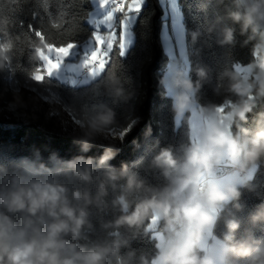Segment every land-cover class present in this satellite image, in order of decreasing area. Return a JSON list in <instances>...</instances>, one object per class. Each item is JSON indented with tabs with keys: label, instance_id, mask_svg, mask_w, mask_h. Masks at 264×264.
Returning a JSON list of instances; mask_svg holds the SVG:
<instances>
[{
	"label": "clouds",
	"instance_id": "1",
	"mask_svg": "<svg viewBox=\"0 0 264 264\" xmlns=\"http://www.w3.org/2000/svg\"><path fill=\"white\" fill-rule=\"evenodd\" d=\"M127 4L128 0H113L105 5L112 23L121 16V33L128 20L122 5ZM233 5L227 16L240 25L244 43L256 40L252 60L221 73V80L227 78L223 90L228 95L219 104L200 106L199 123L190 126L181 155L166 146L152 156L148 168L159 170L165 182L148 184L127 162L119 169L112 166L117 151L111 143L98 157L53 156L47 163L25 157L0 164V264H131L135 251L122 250L140 234L151 237L154 230L155 253L151 259L141 256L140 264H264V235L258 237L254 231L264 232V203L250 215L252 227L240 237L236 215L243 208V190L256 192L251 181L264 167V112L247 126L264 102V0H233ZM214 29L211 24L208 31ZM30 30L38 40L44 36L41 30ZM108 35L114 31L91 33V39L105 40V45L97 42L101 52ZM199 36V31L192 32V42ZM74 37L70 34L55 47L67 48L70 56L77 46ZM234 43L235 28H224L218 44ZM10 50L9 43H0V69ZM237 66L247 71L238 72ZM196 71L195 81L177 74L170 82L176 90L170 98L177 117L191 112L194 97L210 79L206 69ZM159 83L167 90L169 81L161 77ZM115 95L127 102L135 91L126 94L120 84ZM115 122V112L106 109L81 123V151L89 152ZM136 122L125 126L118 137L121 143ZM150 132L149 128L145 135ZM108 211L113 212L111 219H105ZM221 223L223 230L218 231Z\"/></svg>",
	"mask_w": 264,
	"mask_h": 264
},
{
	"label": "trees",
	"instance_id": "2",
	"mask_svg": "<svg viewBox=\"0 0 264 264\" xmlns=\"http://www.w3.org/2000/svg\"><path fill=\"white\" fill-rule=\"evenodd\" d=\"M177 3L184 30L187 76L195 81L197 68H204L210 77L193 100L199 108L208 103L219 104L228 95L223 90L227 78L221 80V73L231 70L237 62L247 65L252 60L256 40L245 44L246 35L240 34V25L228 18V10L234 9L233 0H223V3L220 0H177ZM92 11L91 0H0V41L11 45L9 60L0 69V99L10 101L8 88L37 82L33 76L40 68V49L55 47L56 42L67 39L70 34L75 35L77 44L86 42L93 32L87 23ZM162 21L163 12L158 0H146L133 27V45L124 57L112 51L99 77L87 85L73 88L47 77L38 82L58 97L75 120L89 122L106 109L116 114V122L109 129L124 131L128 123L136 120L123 143L115 145L117 155L110 163L117 169L122 162L129 163L142 179L155 186L165 181L159 170L148 168L152 156L166 146L173 147L177 156L181 155L189 135L186 116L176 122L171 98L159 83L166 62L160 42ZM211 24H215V29L209 32ZM30 26L41 30L47 41L44 36L36 39ZM226 27L235 28V43L221 46L218 41L223 38ZM194 31L200 32L195 43L191 39ZM120 84L126 94L135 91L127 102L115 95ZM218 87L219 92L216 91ZM260 112H264V102L254 110L248 127ZM17 114L22 116H0V164L17 163L25 157L46 163L53 156L62 160L78 155L98 157L109 145L98 138L90 151L83 153L81 133L63 132L55 124V118L33 108L20 110ZM149 128L151 132L146 136ZM251 183L256 185V192L243 190L240 200L243 208L236 213L241 222L238 237L252 227L249 217L264 203V167L257 171ZM112 216V211L105 213V219ZM217 230H223L222 223ZM254 231L258 237L264 235L259 228ZM154 238V233L151 237L140 234L122 253L135 251L131 264H140L141 256L151 259L155 253Z\"/></svg>",
	"mask_w": 264,
	"mask_h": 264
},
{
	"label": "rangeland",
	"instance_id": "3",
	"mask_svg": "<svg viewBox=\"0 0 264 264\" xmlns=\"http://www.w3.org/2000/svg\"><path fill=\"white\" fill-rule=\"evenodd\" d=\"M146 1V0H145ZM93 5V11L91 12L87 23L95 31L99 30L100 25L109 26L112 24V12L105 7V5H111L113 0H98V4L91 0ZM145 3V2H144ZM158 3L163 12V21L161 24L160 31V42L162 46L163 53L166 57L164 77L169 81L167 90L165 89L168 96L175 93V89L171 88V80L176 76L178 71H181V74L187 76V56L186 48L184 42V30L181 23V15L178 8L177 0H166L165 3H161L158 0ZM144 5V4H143ZM121 8H116V11H120ZM137 17L133 20L130 25L129 30V39L130 43L127 40V25L122 33H120L119 43L114 37V35H108V42L111 44L118 45L119 51L117 52L120 56L124 57L127 51L134 43V34L133 27L136 22ZM94 32V31H93ZM107 34V33H105ZM167 36V43L164 42L163 37ZM1 43V41H0ZM92 44L91 38L86 42L77 44V47L71 51V55L67 54H58L55 51V47L45 46L44 48L38 51L40 68L37 73L33 76L35 82H31L28 86H21L15 88H8L7 92L11 94L10 101H5L0 99V116L4 115L5 118L8 116L16 115L20 110H25L27 108H33L38 110L48 117L55 118V124L63 132L72 133H81L80 124L87 123L75 120L69 114V111L60 103L58 97L50 92L48 89L42 88L38 81L40 82L43 77L57 80L63 85L70 84V87H78L89 84L91 81L99 77L104 66L106 64V59L113 50L109 48L107 52H101L99 48L90 49L86 51ZM92 52L97 53L96 59L92 60L91 63L87 61L92 55ZM55 53V59H52V54ZM83 53V54H82ZM67 57V58H66ZM49 60H52L53 63L49 64ZM58 60V63L55 61ZM92 63H98V66L93 68ZM83 70H88L87 74H83ZM238 72H246L247 70L243 67L237 66L236 69ZM82 78L81 83H77L78 78ZM16 97H19L20 102L16 101ZM199 107L193 100L191 112L185 113L188 128L190 126H196L199 123ZM184 116V115H183ZM176 116V122L179 123L180 119L183 117ZM25 121V119H24ZM28 121V120H26ZM124 131L118 129H106L102 134V140L111 144L121 143L118 137L123 134ZM125 139V138H124ZM154 236L156 235L155 230L153 231Z\"/></svg>",
	"mask_w": 264,
	"mask_h": 264
},
{
	"label": "snow or ice",
	"instance_id": "4",
	"mask_svg": "<svg viewBox=\"0 0 264 264\" xmlns=\"http://www.w3.org/2000/svg\"><path fill=\"white\" fill-rule=\"evenodd\" d=\"M94 2L96 4H98V0H94ZM145 2V0H135V2L133 3V0H128V4L127 5H122V7L124 8V11L127 12V16H128V20H127V28H128V32H127V40L130 43V39H129V30H130V25L133 22V20L138 16V11L142 10V5ZM161 3H165L166 0H160ZM135 8L137 9L136 11H132V9ZM121 16L118 15L116 17L115 22H113L111 25L109 26H105V25H100L99 31L102 33H109V32H113L114 31V37L117 41V44L119 43V39H120V33H121ZM93 31H95V29H93ZM164 42L167 43V36L165 35L163 37ZM92 40V44L91 46L86 50L89 51L90 49H95L97 48V42H99L100 45H105V40L101 37V36H97L95 40ZM69 48L72 47V45H68ZM77 47V46H76ZM109 48H112L113 52H118L119 48L118 47H114L113 44L109 43L107 40L106 46L103 48L102 52H107ZM53 51H55L58 54H67V48H55ZM83 54V53H82ZM109 55H111L112 53H108ZM97 57V53L96 52H92L91 57L89 58V60L87 61L88 63H91L92 60L96 59ZM53 61L49 60V64H52ZM55 63H58V60L55 61Z\"/></svg>",
	"mask_w": 264,
	"mask_h": 264
},
{
	"label": "built area",
	"instance_id": "5",
	"mask_svg": "<svg viewBox=\"0 0 264 264\" xmlns=\"http://www.w3.org/2000/svg\"><path fill=\"white\" fill-rule=\"evenodd\" d=\"M87 72H88V70H83V74H87ZM177 74H181V71H178V72L176 73V76H177ZM81 82H82V78L80 77V78L77 79V83H81ZM66 86L70 87V84L67 83Z\"/></svg>",
	"mask_w": 264,
	"mask_h": 264
},
{
	"label": "crops",
	"instance_id": "6",
	"mask_svg": "<svg viewBox=\"0 0 264 264\" xmlns=\"http://www.w3.org/2000/svg\"><path fill=\"white\" fill-rule=\"evenodd\" d=\"M91 65L93 66V68H95L96 66H98V63H92Z\"/></svg>",
	"mask_w": 264,
	"mask_h": 264
}]
</instances>
